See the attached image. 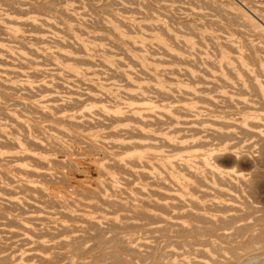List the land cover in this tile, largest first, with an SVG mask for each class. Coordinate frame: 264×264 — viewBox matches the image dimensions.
I'll return each instance as SVG.
<instances>
[{
  "label": "bare ground",
  "instance_id": "obj_1",
  "mask_svg": "<svg viewBox=\"0 0 264 264\" xmlns=\"http://www.w3.org/2000/svg\"><path fill=\"white\" fill-rule=\"evenodd\" d=\"M160 1L163 2V8L167 10L175 7L170 2H179L178 9L186 14V16L192 17L193 20H198L199 24H201V19H207L206 21L212 25L214 24L216 29H219L222 34L203 38L200 36L201 34L193 32L194 29L190 31V34L193 33L196 37L195 41H192L186 37L187 34L185 36L179 30L171 32L166 28L167 26L165 27L163 20L167 18L165 13L151 16L149 15L150 13L146 14L148 15V20L146 21L143 19L145 16L143 18L140 17L143 14L142 10L141 13L139 9H134V14H129L130 10L127 9V14H110L113 20L117 21L118 24L120 23L121 26L135 28L136 35L133 32V35L131 32L130 35V30L127 32L118 28H110L111 35L113 36V40H110L111 45L118 47V54L121 53L124 56V61H122L121 56L119 57V55L117 56L114 53H112L114 57L111 59L106 57V53L108 54L109 51L102 44L103 40L104 44L105 41H108L105 37L106 33H104V36H95L87 30L88 27L91 28L90 26H85V18L88 13L85 10L87 5L80 1H75L76 3L70 6V8L58 6L60 8L57 7L55 9L56 13L58 12L66 20H64L65 18L46 15V9L44 11L45 14L41 13L43 10L38 7L39 5L35 7L40 9V13L38 10V13H36L35 9V13L33 10H31L33 13L29 10L28 12L24 9V5L27 6V1L12 2L14 3L13 5L18 3L16 7L18 11L14 9L15 13H21L22 16L18 17V14L16 16L13 11V14H11L9 7L10 11L8 8L7 10L3 8L7 3L2 4L1 2L0 5H3V7L0 6V89L3 88L6 91H24L26 94L28 92L31 94L30 92L33 89L36 90L35 92L38 91V94L34 95V97L36 96L35 98L33 97L32 100H28L26 103L21 102L18 105H27L28 111L33 109L32 113L35 111L48 121L45 123V126H41L35 120V117L21 119L22 116H15L14 112L7 109L6 101L4 103L5 106H0V113L2 112V118H0V146L4 145L3 149H7V146L11 150H0V173H4L3 176H6L5 182L3 183V180V184H0V188H5V190L7 189L6 191L18 189V192L21 191L22 195H25L27 199L30 198L29 195L31 193H37L40 201L47 202L45 204L48 210L53 208L51 206V208L48 207L50 203L58 204L56 206L61 204L65 206L69 201L66 200V203L61 199L53 197V193L49 190L48 185L46 186V182L44 185L41 181V184L37 181L39 177L43 178V181H46L44 179L46 177H49L51 181V177H53V180L58 178L56 176L58 172L55 173L56 175L54 172L53 174L49 172L50 168H48V164L52 160L46 156L48 153L45 155L39 152V150H46L48 146L49 148L52 147V153L55 152L53 149L57 148L56 156L60 155L59 152L62 154L61 150L65 151L66 146L60 140V137H68L70 133L68 126L72 128L75 126L78 129L79 127L77 128V126L80 125L81 127L84 124H89L88 126L90 127L92 125L90 123L92 122L96 123L97 126H105L104 121H109L107 124H113V122L114 124L115 122H122V124H110L111 126L106 124L105 127L108 126L107 130L86 131L87 133L82 136L75 134L76 137L84 139L85 143L93 148V151H96L95 154H98L99 150H101L103 153L101 151L100 153L104 154V157L101 156V158H107L110 165L119 171L115 170L118 173L115 172L116 175L119 176H115L113 172L108 171L102 174L105 164L103 166L101 164V169L99 170L98 168L97 170H99V173L102 170L101 175L102 177L104 174L106 175L105 180L102 186L99 183L97 191H90V194L93 192L94 196L96 195V200H88L90 197L87 195L89 194L86 195L88 192L84 189L85 197H88H86V200L84 199L85 201L70 199V206H75V208L73 207L76 212L75 214H72L70 210L62 211L59 212L60 216L63 215L60 218L57 209L61 208H56L53 204L51 205L55 207L57 212L38 210L33 204V201L37 197L35 198L32 195L30 196L34 199L33 201L30 200L32 198L29 201L23 200L24 197L16 196L21 195L16 194V192L15 195L9 192L12 196H9L7 192L8 197L0 199V204L3 203V207L5 203H9L15 207L22 200L27 203L26 206L28 205V208H35V213L37 210L40 212L38 215H29L28 218L36 221V224L34 223L35 225H33L32 223L29 226L28 223H31L32 220H26V225H22V227L27 228V230L24 228L26 233L21 232L20 237L17 235L20 232L16 230L15 232L11 231V234L18 232L16 235L19 237V243H21L19 248L23 246H26V248L19 249L16 247L18 249H13L7 247L10 249H8L9 252L3 253L4 250L7 251V248L4 247L6 249L0 252V261H7L9 264H34V262H39L37 264H56V262L54 263L51 260V254L47 251L51 250L53 243L51 244L50 242L52 237L59 234L57 230H63V234L64 232L67 234L72 233L71 238L73 240H70L74 242L76 239L78 241V238L82 239L80 237L82 234L78 236V234H73L74 232L81 230V233H83L82 231L86 228L94 232V229L99 228L102 223L115 227L120 219L122 225L128 227L129 225H134L137 227L138 225L133 222V219L135 216H137L135 220L142 216L145 219L149 217V221L153 220L152 224L150 223L151 221H148L149 223L143 224L144 226L141 225L144 232L152 233L168 228L170 232L174 229L176 230L175 232L179 230L181 233H197L201 229L212 231L211 228H214L210 224L208 227L205 224L200 226L201 224L197 223L198 220L213 224L215 221L220 222L224 218L228 219V217L234 216L233 213L225 215L222 210L232 212V210L234 211L242 203L239 201L240 194L236 193V191H238L239 185L246 183V175L233 167L223 166L219 158L222 155H229L234 161L238 157H246L252 153L261 155L264 152V0ZM12 3H9L11 5L8 4V6H12ZM44 3L43 5L47 4ZM92 4H88V6L91 8ZM46 6L50 5L47 4ZM31 8L33 9V6ZM94 8L96 9L97 7ZM89 11L94 10L91 9ZM48 13L50 14V11ZM102 20L104 23L109 24L107 19ZM151 20L155 23L153 24ZM154 26L160 31L158 32L160 34L154 32ZM199 27L202 26L199 25ZM184 28V30L188 29ZM213 31L215 32V30ZM193 34H191L192 39L195 38ZM208 44L213 50L212 53L210 52L211 54L207 53L209 50L207 52L205 50ZM164 63H174L176 65L164 67L162 66ZM199 64H202V66ZM95 65L99 68L93 67ZM104 71H110L112 74H115L124 84L106 82V78L100 77ZM158 75H162L163 80L157 79L156 76ZM107 78L110 79L109 77ZM183 79L189 80L193 84L184 83ZM76 84H79L78 86L81 87V91L75 88ZM10 93L13 96V93ZM209 93L212 94L210 95ZM23 94L21 96H24ZM32 94H27L26 97H31ZM0 104L2 105L3 103ZM68 105H72V107L69 106L71 109L67 107ZM41 117L42 121L43 118ZM7 118L12 123L16 122L17 125L19 124L18 126L23 128L22 131H27L29 128L30 131L33 129L35 133L27 132L24 136L25 138L23 137V142L26 143L25 145H35L37 151H35L34 147L32 149L30 146L27 148L21 141L23 139L17 137L18 134H13L17 129H14L15 131L11 129L10 134L4 131L3 126L5 123L2 122V119L5 120ZM94 124L91 126L92 129L97 127L96 125L94 127ZM7 125L6 127L10 126ZM17 125L15 126L17 127ZM105 127L104 129H106ZM26 128L27 130H25ZM45 128L49 131V133H46L47 135L43 133ZM21 134L24 135V132ZM73 139L76 138L74 137ZM76 140L77 142L79 141L78 138ZM80 142L82 143L81 140ZM70 148L72 149V147ZM104 148L107 149L105 150ZM87 150L88 152L91 151H89V148ZM71 153L74 155V149ZM65 154L64 156H66ZM75 154L77 157L76 150ZM79 155L83 156L82 154ZM58 162L63 165L67 161L62 163L60 160ZM53 164L57 166L55 165L56 163ZM68 165L73 166V164ZM107 165L109 166V164L104 166L106 169ZM52 167L53 165H51V170L53 171ZM110 168L109 170L111 171ZM9 174L12 177L11 181L7 179L10 178L8 177ZM60 174L59 179L62 177ZM123 174L129 178L131 177L130 182H132V178L139 179V181L133 187L128 186L129 188H124L119 185L120 180H125L123 181L124 184H126L125 182H130L129 180L126 181L127 178ZM31 177L37 178L32 179ZM0 179L4 178L1 177ZM63 180L61 181L60 179L58 181L64 182ZM120 184L123 185V183ZM132 184H126V187ZM27 194L29 195L26 196ZM79 194L84 196V193ZM119 194H122L123 197ZM77 197L82 196L77 195ZM39 199L37 198L36 200L39 202ZM23 202L22 205L24 206L25 203L23 204ZM38 202L35 201V203ZM48 202L50 203L48 204ZM31 205H33V208ZM46 205L43 207L45 208ZM1 206L0 211H4L6 206L2 210ZM63 206L59 207H62L64 210ZM107 206L109 209L111 208V211L112 209L115 210L114 215L117 213V209L118 211H122V214L119 213V220L117 216H114L108 210ZM9 208L7 206V209ZM28 208L22 211H26L27 213ZM238 208L236 209L237 211ZM7 209L6 212L8 211ZM17 210L10 211L14 213ZM218 210L222 211V213ZM29 211L28 213L31 212ZM0 213L3 216L5 212ZM7 214H10V212L8 211ZM21 214H19V217ZM2 216L0 217L2 218ZM4 216L7 220L6 215ZM13 216L15 218V215H12V218ZM64 216L67 217H65L67 220H63ZM21 217H23V214ZM187 217H192L191 219L194 222L197 221V224L189 222ZM12 218H9L7 221L10 222ZM14 218L11 220L12 222ZM26 218L24 220L22 218V220L25 222ZM3 219L0 222L5 220ZM37 220H40V223L45 221L41 223L43 224L42 227L40 226L41 224L38 227L37 223L39 224V222ZM68 220L73 222L77 220L83 225L80 223L76 225L75 223L78 222L72 223L71 221L66 223ZM17 221L19 220L17 219ZM46 221L54 222L55 225L53 223V226L48 224L47 227L49 228H44L46 227L44 226ZM5 224L8 226H6L7 229L12 226L7 222ZM5 224H1L2 227ZM19 224L21 226V223ZM19 224L17 222V227L23 231V228ZM13 226L16 227L15 225ZM102 228L104 229V227ZM7 229L3 230V232L8 231ZM87 229L84 232L89 235L90 231L87 232ZM42 230L43 234L44 231H46L45 234L48 232V236L44 235V237L49 238L53 236L49 240L43 239L42 233H40ZM33 231H35L34 233L38 232L40 235L38 233L30 234ZM49 233L55 234L50 235ZM223 234L225 235L226 233ZM6 235H8L7 232ZM12 236L15 238V234ZM219 236L222 237V234ZM8 237L11 236L9 235ZM3 238L6 241L8 239L12 240V238L7 239L5 236ZM129 240L131 241V238ZM13 241L10 242L13 243ZM10 242H8V245L12 246L16 241L12 245ZM73 242L71 245L75 243ZM3 243L2 245L5 246V243ZM59 243H62L61 247H64L65 243L63 240ZM17 244L16 242L15 246L19 245ZM109 244L111 243L109 242ZM56 245L60 246L57 243ZM140 245L148 247L146 243ZM35 249L42 252L35 253ZM17 250L20 253H16ZM25 251L30 253L25 256L23 255ZM199 252L203 251L199 249ZM203 256L206 257V255ZM236 257L238 256H234V258ZM224 259V261H220L222 263L228 262L226 257ZM211 261L198 259L192 264H222L221 262Z\"/></svg>",
  "mask_w": 264,
  "mask_h": 264
},
{
  "label": "rangeland",
  "instance_id": "obj_2",
  "mask_svg": "<svg viewBox=\"0 0 264 264\" xmlns=\"http://www.w3.org/2000/svg\"><path fill=\"white\" fill-rule=\"evenodd\" d=\"M5 1H7V2H5ZM16 1H18V2H20V1H24V2H26L27 1V6L26 5H24V9L25 10H29V11H31V10H33L34 11V9H35V11H36V13H38V11L40 10V9H42L43 11H41V13H43V14H45L46 13V15H49V16H56V17H60V18H65V17H61V15L58 13V15H57V13H56V10L55 9H57V7L58 6H61V7H63V8H70V6H73L76 2L75 1H80L81 3H84V4H86L87 6H88V4L89 5H91L92 3V7L90 8L89 6L87 7L86 6V9L85 10H87L88 11V13H87V16H86V18H85V26H90L91 28H89L88 27V31L90 32V34H93V35H95V36H104V33H106V38H107V40L108 41H105V44H104V40L102 41V44L104 45V48H106V50H108L109 51V53L107 54L106 53V57L107 58H109V59H111L112 57H114V54H116L117 56L119 55V57L122 59V61H124L123 59V57L124 56H122L121 55V53L120 54H118L119 52V50H118V47L115 45V46H113V45H111L112 43L110 42V40H113V36L111 35L112 33H111V31H110V28H118V29H121V30H123V31H127L128 32V30H130L129 31V34H130V32H131V34L133 35V33H134V35H136V33H135V28H133V27H131V26H129L128 28H126V27H123V26H121L120 25V23L118 24V22L117 21H115V20H113V18L110 16V14H117V15H120L121 13L122 14H127V9L128 10H130L129 11V14H134L133 13V10L134 9H139L140 11L142 10L143 11V14H141L140 15V17H144L143 19L144 20H148V15H146V14H149L150 16L151 15H156V14H159V13H165L166 15H167V18L166 19H163L164 20V25H165V27L166 28H168L169 29V31H171V32H174V31H178L179 30V32H181V33H184L185 34V36H186V34H187V36L186 37H188V39H191L192 41H195V39H196V37H195V35L193 34V33H191V34H193L194 35V39H192V35L190 34V31H192V30H194L193 32H196L197 34H201L200 36L201 37H205L206 38V36L207 37H209V36H213V35H221L222 33H221V31L218 29H216V26L214 25V27H213V25L211 24V23H208V21H206L207 19H204L205 20V22H204V20L203 19H201L200 20V22H201V24H199L198 22V20H193V18L192 17H188V16H186V14H184L180 9H178V6L180 5V3L179 2H170V4H173L175 7H173V8H171V9H164L163 8V2L162 1H160V0H135V1H133V0H126V1H128V2H126L125 0H88V1H84V0H75V1H70V0H63V2H62V0H34V1H32V0H4L3 2H2V0H0V4H1V2H2V4H5V3H7V5H5L4 7H3V5H0L1 7H3V8H5L6 10H7V8L9 7L10 8V10H11V14H16V16H17V14H18V17H21L22 15H21V13H20V15H19V13H15V11H18V9H16V7L18 6V3H16L15 5H13L14 3H12V2H16ZM39 1H40V3H39ZM91 1V2H90ZM116 1V2H115ZM133 1V2H132ZM137 1V2H136ZM36 2V3H35ZM45 2V3H44ZM87 2V3H86ZM130 2H132V3H130ZM136 2V3H135ZM140 2H142V3H140ZM9 3H12V6H8V4ZM30 3H31V5L33 6V9L31 8L32 6L30 5ZM41 3H42V6H41ZM43 3L44 4H48V5H50V6H46V5H43ZM63 3V4H62ZM66 3V4H65ZM106 3H107V5H106ZM119 4V5H117V4ZM148 5H147V4ZM34 4V5H33ZM37 4V5H36ZM59 4V5H58ZM65 4V5H64ZM68 4V5H67ZM140 4H144V5H140ZM9 5H11V4H9ZM28 5H30V6H28ZM39 5V6H38ZM137 5V6H136ZM161 5H162V7H161ZM35 6H38L40 9H37ZM45 6V7H44ZM53 8H52V7ZM153 6V7H152ZM12 7V8H11ZM14 7V8H13ZM48 7H50V9H48ZM55 7V8H54ZM94 7H97L96 9L94 8ZM99 7V8H98ZM147 7V8H146ZM150 7V8H149ZM9 8H8V10H9ZM54 9V10H52V9ZM58 8H60V7H58ZM89 10H94V11H89ZM121 8V9H120ZM126 8V9H125ZM130 8V9H129ZM132 8V9H131ZM174 8H176V9H174ZM13 9V10H12ZM14 9H16L15 11H14ZM45 9H46V11H45ZM148 9V10H147ZM154 9H156V10H154ZM173 9V10H172ZM9 10V11H10ZM38 10V11H37ZM100 10V11H99ZM122 10V11H121ZM123 10H124V13H123ZM12 11H13V13H12ZM28 11V12H29ZM33 11H31V13H33ZM35 11H34V13H35ZM44 11H45V13H44ZM48 11H50V14L48 13ZM86 11V12H87ZM131 11H132V13H131ZM142 11H141V13H142ZM147 11H148V13H147ZM153 11H154V13H153ZM157 11H158V13H157ZM174 11H176V13H174ZM112 12V13H111ZM39 13H40V11H39ZM53 13V14H52ZM56 13V14H55ZM91 13V14H90ZM106 13V14H105ZM170 13V14H169ZM182 13V14H181ZM109 14V15H108ZM91 17H90V16ZM143 15V16H142ZM180 15V16H179ZM15 16V15H14ZM169 16H171L170 18H169ZM179 16V17H178ZM93 17V18H92ZM100 17H102V18H100ZM100 18V19H99ZM187 18V19H186ZM189 18V19H188ZM190 18H192V19H190ZM102 19H107L108 20V23L109 24H106V23H104V21L102 20ZM64 20H66V18L64 19ZM101 22H100V21ZM186 20H188V21H186ZM112 21V22H111ZM115 21V22H114ZM150 21V20H149ZM185 21V22H184ZM189 21H191L190 23H189ZM194 21H195V23H194ZM151 22L154 24L155 22L154 21H152L151 20ZM184 22V23H183ZM101 23V24H100ZM166 23V24H165ZM167 23H168V25H167ZM206 23V24H205ZM91 24V25H90ZM112 24V25H111ZM170 24V25H169ZM185 24H186V26H185ZM205 24V25H204ZM212 26H211V25ZM184 25V27H186V29L187 30H184L185 28L184 27H182ZM194 25H195V27H194ZM200 25V26H202V27H199L198 28V26ZM207 25V26H206ZM116 26V27H115ZM105 27V28H104ZM108 27H109V29H108ZM155 27V26H154ZM153 27V28H154ZM194 27V28H193ZM208 27V28H207ZM104 28V29H103ZM125 28V29H124ZM190 28V29H189ZM99 29V30H98ZM108 29V30H107ZM155 29V31L154 32H156V33H158V32H160L156 27L154 28ZM177 29V30H176ZM197 30V31H196ZM211 30V31H210ZM213 30H215V32L213 31ZM103 31V32H102ZM110 31V33H108ZM189 32V34L191 35V37H189L190 35L188 34V32ZM133 32V33H132ZM102 33V34H101ZM220 33V34H219ZM130 34V35H131ZM158 34H160V33H158ZM210 34V35H209ZM110 44V45H109ZM114 47V48H113ZM211 46L208 44V45H206V47H205V50H206V52L209 50V52H207L208 54L211 52L212 53V47L210 48ZM112 53H114V54H112ZM210 53V54H211ZM112 54V55H111ZM109 56V57H108ZM174 65H176V64H174V63H164V64H162V66H164V67H171V66H174ZM200 66H202V64H199ZM115 66V65H114ZM93 67H95V68H99V67H96V65L95 66H93ZM133 70H134V68H133ZM108 73V74H107ZM111 74V75H110ZM109 75V76H108ZM114 75V76H113ZM203 75V74H202ZM100 77H103V78H106L107 79V81L106 82H115V83H118V84H124V82L122 81V80H119L120 78H118V76H115V74H112L110 71L108 72V71H104V73H102L101 74V76ZM107 77H109L110 79H108ZM114 77V78H113ZM157 77V79H159V80H163V77H162V75H158V76H156ZM116 78V79H115ZM121 83H120V82ZM183 81H184V83H188L189 85H192L193 83L192 82H190L189 80H185V79H183ZM79 84H76V87L75 88H78V90H82L81 89V87H79L78 86ZM80 88V89H79ZM5 91V92H4ZM15 91V90H14ZM13 90H11V91H9V90H4L3 88L2 89H0V103H3L2 105L0 104V106H2L3 107V105H4V103H5V101H6V103L5 104H7L6 106H8V108L7 109H10L12 112H14V115L15 116H19V117H21V119L22 118H27V117H35V120L36 121H38V123L41 125V126H45L46 124L45 123H47V121L48 120H46L45 118H43V117H41L39 114H37L35 111H33V113H32V110H29L28 111V107H26L27 105H22V104H20V105H18L19 103H26L28 100H32L33 99V97H34V95L36 94H38V91L37 92H35L36 90H32L30 93L32 94L33 92V94H32V96L31 97H26L27 96V94L28 95H31V94H29V92L26 94V92H24V91H15L14 92ZM5 93L4 95H3V93ZM10 92H12L13 93V96L11 95V93ZM2 93V94H1ZM10 95V97H9V95ZM15 93V94H14ZM23 93H25V94H23ZM24 95V96H21V95ZM210 95L212 94V93H209ZM18 97H20V98H18ZM24 97V98H23ZM36 97V96H35ZM34 97V98H35ZM11 98V99H10ZM27 98V99H26ZM29 98V99H28ZM6 99V100H5ZM8 99V100H7ZM14 100H16V101H14ZM4 101V102H3ZM12 101H14V102H12ZM18 101H20V102H18ZM9 102V103H8ZM12 102V103H11ZM14 103V104H13ZM16 103V104H15ZM11 105V106H10ZM5 106V105H4ZM15 106V107H14ZM19 106V107H18ZM66 106V105H65ZM69 106H71L72 107V105H68L67 107L69 108V109H71ZM12 107V108H11ZM24 108V109H23ZM64 108H66V107H64ZM26 109V110H25ZM23 110V111H22ZM66 110H68L67 108H66ZM19 111V112H18ZM26 113H25V112ZM19 113V114H18ZM31 113V114H30ZM21 114V115H20ZM33 115V116H32ZM38 115V116H37ZM17 116V117H18ZM25 116V117H24ZM4 117V116H3ZM40 117L41 118H43L42 119V121H41V119H40ZM0 118H2V112L0 113ZM3 120V121H2ZM1 121L2 122H4L5 123V125L3 126V129H4V131H6V132H8L7 134H10L11 133V129L13 130V131H15L16 129V131L13 133V131H12V133L14 134V135H17V137H19L20 139L22 138L23 139V137L25 136V134L27 133V132H29L30 131V128H29V130H27V128L25 129V130H27V131H22V127H20V126H18L17 125V123L16 122H14V123H12V121L10 120L9 121V119L7 118V119H2ZM109 122V121H108ZM107 121H104V124H105V126H106V124L108 123ZM128 122V121H127ZM16 123V124H15ZM124 123V122H123ZM6 124H8V125H10V126H8V127H6ZM90 124H92L91 126H93V122L92 123H90ZM111 124V123H110ZM107 124L108 126H111V125H116V124H122V122H115V124H114V122H113V124ZM15 125H17V127H19V128H17ZM89 124H87V125H83V126H81L80 127V125L79 126H77V128L78 129H76V127L75 126H73V128L72 127H69L68 126V128L70 129V133H69V135H68V137H65V136H61L60 137V140L64 143V145L66 146V150L65 151H62L61 150V152H63L62 154L59 152V154L60 155H57L56 156V154L55 153H57V148L56 149H53V151L55 150V152L54 153H52V147L51 148H49L48 146H47V148H46V150H42V149H38L39 150V152H41V153H43V154H47L46 156L48 157V158H50V160H54L53 162L51 161V162H49V164H48V168H50V170H49V172H51L52 174H53V172H54V174L56 173V172H58L57 174L58 175H54L55 177H54V179H56V180H53V177H51V179H52V181H53V183H51L52 181L49 179V177H46V178H44V179H46V181L44 180H42L43 178H41V177H39V178H37V177H31L32 179H36L37 178V181H39V183H40V181L45 185V182H46V186L48 185V188H49V190L53 193L52 194V196L53 197H55V198H57V199H61V200H63V201H65L66 202V200L67 201H69L67 204H69V205H67L66 203V205L65 206H63V204H61V205H59V206H63L65 209L63 210V208L62 207H59V206H56V205H58V204H55V203H50V202H48V204H49V206L48 207H53L52 209H50V210H48V208H47V202H42V200L40 201V199H39V195L37 194V193H31L30 195H32L33 197H37L38 199H39V202H41V203H39L36 199H35V201L36 202H38V203H35V201H33L34 199L29 195V194H27L26 196H28L29 195V197L30 198H32V199H30V200H32L33 201V204H34V206H35V208L36 209H38V210H47V211H51V212H57V210H58V216L60 217V218H62V216H60L59 215V212H62V211H67V210H70L71 212H72V214H75L76 212H75V206L73 205V206H70L71 204H70V201L71 200H76V199H80V200H86V197L88 196V197H90V198H88V200H90V201H95L96 199H95V197H96V195L94 196V191H97L98 190V187L97 186H99V183H100V186H102V184H103V182H104V180H105V177H106V175L104 174L103 175V177H102V175H101V171L102 170H104L103 172H102V174L105 172V171H108V172H113V174L115 175V176H119V175H116V173L117 172H119L118 170H116V168L114 169V167H112L111 165H110V162H109V160L107 159V158H101V156H103L104 157V154L102 155V151L101 150H99V153L98 154H95L96 153V151H93V148H91L87 143H85V140L84 139H81L80 137H76L75 136V134H80V136H82L83 134H85V133H87V132H92V131H96V130H103V131H105V130H107V127H105V126H97V124L95 123L94 124V127H96L95 129H92V127L90 126H88ZM96 125V126H95ZM86 126H88V127H86ZM75 127V128H74ZM83 127H84V129H83ZM93 127V128H94ZM103 127V128H102ZM104 127L106 128V129H104ZM89 128V129H88ZM10 129V130H9ZM15 129V130H14ZM83 130V132H81L82 130ZM20 130H21V132H20ZM87 131V132H86ZM22 132H24V135H22L21 133ZM32 134L33 133H35L34 131H33V129H31V131H30ZM16 133V134H15ZM43 133L44 134H46V133H49V131L48 130H46V128L43 130ZM72 136H71V135ZM21 135H22V137H21ZM47 135V134H46ZM39 136H41L40 134H39ZM67 136V135H66ZM78 138V142H79V144H78V142H77V140L76 139H73V138ZM25 138V137H24ZM107 139H109V138H107ZM74 140V141H73ZM80 140L82 141V143L80 142ZM22 141V143L25 145L26 143L25 142H23L24 141V139L23 140H21ZM66 143V144H65ZM86 145H85V144ZM73 144V145H72ZM83 146H82V145ZM70 145V146H69ZM2 146V147H1ZM0 146V150L2 151V150H4V151H11L10 150V148H8L7 146H6V148L7 149H3L4 148V145H1ZM27 148L30 146V148L32 149L33 147L35 148V151H37V147L35 146V145H25ZM70 147H72V149L70 148ZM80 147V148H79ZM29 148V149H30ZM54 148V147H53ZM82 148V149H81ZM84 148V149H83ZM89 148V151L90 152H88V149ZM48 149V150H47ZM51 149V150H50ZM73 149H74V155L71 153L72 151H73ZM87 150V152H86V150ZM105 150L107 149V148H104ZM75 150H76V153L78 154L77 155V157L75 156L76 154H75ZM96 150V149H95ZM33 151H34V149H33ZM44 151V152H43ZM45 151H47L46 153H45ZM58 151H59V149H58ZM67 151V152H66ZM100 151L102 152V153H100ZM70 152V153H69ZM81 152V153H80ZM98 152V151H97ZM6 154H7V152H5ZM52 153V154H51ZM65 153H67V154H65ZM93 153V154H92ZM64 154L66 155V156H64ZM79 154H82L83 156H80ZM262 155V156H261ZM261 155H257V153H252L251 155H248V156H246V157H238L237 159H234V161L232 160V158L229 156V155H222L220 158H219V161L222 163V165L223 166H228V167H233V168H235V169H238V170H240V172H243V173H245V175H246V183H244V185H239V188H237V190L238 191H236V193H238V194H240V198H239V201H241L242 203H240L239 204V206L238 207H240V208H238V211L235 209L234 211H236V212H234L233 210H232V212L231 211H227V210H222V211H224V213L223 214H225V215H228V214H230V213H233L234 214V216L233 217H228V219H226V218H224V220H221L220 222L219 221H215V223H213V224H211V223H208V222H205L204 223V221L202 220H198V222L197 221H193V219H191L190 217L187 219V220H189V222H191V223H198L200 226H203V224H205V226L206 227H208V226H210L211 225V227H213L214 226V228H211L212 229V231L211 230H206V229H201V230H199V231H197V233L195 232H193V233H188V232H182L181 233V231L179 232V230H177V232H175L176 230H172L171 232L168 230V228L167 229H164V230H162V232H161V230H158V231H155V232H152V233H149V232H144L143 230V228L141 227V225L142 226H144L143 224H146V223H149L150 221L148 220L149 219V217H148V219L146 220L144 217L142 218V216H140L138 219H136L135 220V217L137 218V216H135L134 217V219H133V222H135L137 225V227H135L134 225H129V227L128 226H125V225H122V221H121V219L119 218V216H120V214H122V211H118V209L116 210V214L114 215L113 213L115 212V210L114 209H112V211L108 208V206H107V208H108V210H110V212H112V214L114 215V216H117L118 217V220L120 219V221L117 223V225L114 227V226H109V225H106V223H102L101 224V226L102 227H104V229L100 226L99 228H101V230H99V228H97V229H94V232H95V234H94V232H93V230H90V229H87V232H89L90 231V233H88L89 235H87L86 234V232H84V231H82L83 233H81V230L77 233V232H74L73 234H78V236H79V234H82L80 237L82 238V239H80V238H78V241H77V239H76V241L74 240V242L72 241L73 239L71 238V234L70 233H66V232H64V234H63V230L62 231H59V230H57V233L59 232V236L56 234L55 236H50L51 234H55V233H49L50 235V237L48 238V237H44V235L45 236H48L47 234H48V232L45 234V232L46 231H44V234H43V230H42V232H40V233H42V238L43 239H45V240H49L51 237H52V239H51V244H52V247L55 245V247L57 246L56 245V243L57 244H59L60 246L58 247H53V249H52V247H51V250L49 251H47L48 253H50L51 255H50V257L52 258L51 260H53V262L55 263L56 262V264H57V262H58V264H192L193 262H195V260H198V259H201V260H206V261H208V262H210L211 260L213 261V262H221L222 263V261H224L225 259V257L227 258V261L228 262H226V263H222V264H264V152L261 154ZM84 156H86V157H84ZM89 156V157H88ZM96 156V157H95ZM256 156V157H255ZM82 157H84V158H82ZM99 157V158H98ZM253 157V158H252ZM98 159V161H96ZM100 159H103V160H100ZM55 160H57V162H55ZM61 160V162L62 163H64V162H66V163H68V164H73V166H75V167H73L72 165H68V164H63V165H61V163L60 162H58V161H60ZM64 160H66V161H64ZM69 160V161H68ZM107 160H108V162H107ZM24 161H28V160H24ZM93 162L92 164H91V162ZM233 161V162H232ZM90 162V163H89ZM232 162V163H231ZM50 163H52V164H50ZM53 163H56L55 165H57V166H54V164ZM79 163V164H78ZM96 163V164H95ZM96 166H95V165ZM101 164H102V166L104 165V166H106V164H109V166L111 167H109L108 165H107V169H106V167H104L103 166V169L100 171V173H99V170L101 169L100 168V166H101ZM41 165V164H40ZM51 165H53V171L51 170ZM59 165V166H58ZM65 165V166H64ZM67 166V167H66ZM111 169V171L109 170V168ZM99 168V170H97ZM114 171H113V170ZM117 172H116V171ZM98 171V172H97ZM116 172V173H115ZM61 173V174H60ZM97 173H99V174H97ZM0 174H2L1 175V177H3L4 179H0V184H3L4 182H5V175L3 176V174L4 173H0ZM59 174L63 177H61L60 179H61V181H62V179H64L63 181L64 182H59L60 181V179H59ZM118 174V173H117ZM11 174H9V176L8 177H10V178H7V179H9V181H11L10 179L12 178L11 176H10ZM64 175V176H63ZM99 175V176H98ZM53 176V175H52ZM123 176L125 177V178H127V180L126 181H128L129 180V182H130V179H131V177L129 178L127 175V177L123 174ZM0 177V178H1ZM68 177V178H67ZM97 177H99V178H97ZM47 178H48V181H47ZM39 179H41V180H39ZM98 179V180H97ZM133 179H134V182H133ZM136 178H132V182H133V184H132V182H130V183H127V182H125L126 184H132V185H127V187H126V184H124V182L123 181H125V180H120V182H119V185L120 186H122V187H124V188H129V187H133L135 184H137V182L139 181V179H136ZM4 180V181H3ZM59 180V181H58ZM88 180V181H87ZM90 180V181H89ZM249 180V181H248ZM2 181H3V183H2ZM51 181V182H50ZM57 182V183H55V182ZM67 182V184H66V182ZM97 181V182H96ZM48 182V183H47ZM51 184H50V183ZM59 182V183H58ZM70 182H71V184H70ZM94 182H96V183H94ZM7 183V182H6ZM9 183H11V182H9ZM120 183H123V185L122 184H120ZM247 183H248V185H247ZM12 184V183H11ZM41 184V183H40ZM42 184V185H43ZM69 184V185H68ZM98 184V185H97ZM43 185V186H44ZM125 185V186H124ZM129 186V187H128ZM65 187V188H64ZM67 187V188H66ZM82 187V188H81ZM97 189H96V188ZM243 187V188H242ZM69 188V189H68ZM2 188H0V190H1ZM84 189H85V191L86 192H88V193H86V195L87 194H89V195H87L86 197H85V191H84ZM95 189V190H94ZM5 188H3L2 190H1V192H0V199L3 197V198H7L8 197V194H7V192L9 193H14L13 195H15V192H16V194H21V195H16V196H21V197H24V199L23 200H28L29 201V199H27V197H25V195H22V193H21V191H19L18 192V189H15L14 191H6V193H5ZM76 193H75V192ZM78 191H80V192H78ZM90 191H93V192H91V194H90ZM4 192V193H3ZM18 192V193H17ZM77 192H78V194H77ZM108 193H109V191H107ZM10 193H9V196H12V195H10ZM79 193H81V194H83L84 193V196L83 195H80ZM96 193V192H95ZM3 194V195H2ZM38 196H37V195ZM78 196H82V197H77V195ZM93 194V195H92ZM5 195H7V196H5ZM93 197H92V196ZM120 195V194H119ZM120 196H122L123 197V195L121 194ZM84 197V198H83ZM72 198V199H71ZM93 198V199H92ZM71 199V200H70ZM84 200V201H85ZM247 200V201H246ZM27 201V202H28ZM0 202H1V200H0ZM22 200H20L19 201V205H20V207H19V205H16L15 207H13L11 204H6L5 203V206H6V208H4L3 207V203H1L2 204V206H1V204H0V206L2 207L1 208V210L4 208V211L2 210V211H0V212H5L4 214H3V216L4 215H6V217H7V220H9V218H12V215H15V218H14V216H13V218H14V220H13V222H14V224H13V222L11 221L12 219H10V222H8L6 219H5V216H4V219H3V216L1 215V213H0V216H2V218L0 219V220H4V221H1L0 223L1 224H5V222H7V223H10L12 226L11 227H9V229H7V225L5 224L3 227H2V225L0 226V233L2 232V234H0V236H5L7 239L8 238H12V240H14L13 241V243L16 241L18 244V246H15V243L13 244V243H11L12 242V240H10V239H8V241H6L5 240V238H3V237H0V241L1 240H5L6 241V243H5V241H1V244H0V252H2L4 249H6L7 247H10V248H13V249H18L20 246H21V243H19V237H20V235L22 234V233H26V231L25 230H27V228L26 227H22V225H26V220H29V221H31L32 219H30V218H28L29 217V215L31 214V215H38V214H40V212L37 210V212L35 213V211H36V209L34 208V209H30V208H28L27 206H26V204L27 203H25V202H23V204L25 203V205L23 206L22 205ZM46 203V204H45ZM244 203V204H243ZM42 204V205H41ZM44 204V205H43ZM51 204H53V205H55V207L57 208H61V209H55V207L53 206V205H51ZM11 205V206H10ZM46 205V207L44 208L43 206H45ZM7 206H8V208H9V206H10V208L11 207H13V208H9V209H7ZM28 208V211L30 212V213H28V211H27V213H26V211H22V210H26L27 208ZM32 206V208H33V205H31ZM67 206V207H66ZM21 207H22V209H21ZM37 207H39V208H37ZM50 207V208H51ZM74 207V208H73ZM67 208V209H66ZM6 209L10 212V214H7L8 213V211L6 212ZM13 209V210H12ZM14 209H18L17 211H18V213L16 214V212L17 211H15L14 213H12L13 211H14ZM55 209V210H54ZM74 211H73V210ZM240 209V210H239ZM12 212H11V211ZM22 212H21V211ZM114 210V211H113ZM20 211V212H19ZM219 211V210H218ZM217 211V212H218ZM222 211H219L220 213H222ZM241 211V212H240ZM24 212V213H23ZM32 212H33V214H32ZM39 212V213H38ZM23 214V217H21L22 216V214ZM120 213V214H119ZM19 214H21L20 215V217H19ZM57 214V213H56ZM18 216V218H17V216ZM237 215V216H236ZM57 215H55V217L56 218H59ZM27 217V218H26ZM65 217L66 216H64V218H63V220H67V219H65ZM20 218H21V220H22V218H23V220H24V218H26L25 219V222L22 220H20ZM60 218H59V220H60ZM67 218V217H66ZM231 218V219H230ZM17 219L19 220V221H17ZM69 219V218H68ZM62 220V219H61ZM73 221H74V219H72ZM184 220H186V218H184ZM186 220V221H187ZM193 222H192V221ZM28 221V222H29ZM38 222L40 221V220H37ZM71 220H68L66 223H69ZM73 221H71L72 223H75V222H78V223H75L76 225H79V223H80V221H75V222H73ZM141 221V222H140ZM149 221V222H148ZM153 221V220H152ZM152 221L150 222L151 224H152ZM227 221V222H226ZM230 221V222H229ZM16 222V223H15ZM17 222H18V224L19 223H21V226H20V224H19V226L20 227H22L23 228V231H25V232H23L22 231V229H19V227H17ZM36 221H31V223L29 222L28 223V225L29 226H31V224L33 223V225H35L36 223H35ZM45 221H43V222H41V223H44ZM48 222V223H47ZM35 223V224H34ZM40 222H39V224L37 223V225H38V227H39V225L41 224ZM47 223V224H46ZM46 223L44 224V226H46V227H44V228H49V227H47L48 226V224L50 225V226H53V224H54V222H50V221H46ZM141 223V224H140ZM188 223V222H187ZM196 223V224H197ZM207 223V224H206ZM9 224V225H10ZM81 225H83L82 223H80ZM119 224V225H118ZM121 224V225H120ZM139 224H140V226H139ZM210 224V225H209ZM13 225H15L16 227H14ZM42 225L43 224H41L40 226L42 227ZM55 225V224H54ZM127 225V224H126ZM213 225V226H212ZM7 226V227H6ZM121 228H120V227ZM132 226H134V227H132ZM14 227V228H13ZM106 227V228H105ZM109 227V229L107 230V228ZM139 227V228H138ZM4 228V229H3ZM13 228V229H12ZM24 228H25V230H24ZM126 228H127V230H126ZM129 228H131V229H129ZM8 230V231H10V232H8V231H5V232H3V230ZM103 229V230H102ZM110 229H112V230H110ZM121 229V230H120ZM123 229V230H122ZM243 231H242V230ZM15 230L16 231H18V232H20L19 234H17V233H14L15 232ZM20 230V231H19ZM45 230V229H44ZM61 230V229H60ZM242 232H241V231ZM11 231H14L13 233L15 234V238H17L18 236L17 235H19V237L17 238V239H15V238H13V236L12 235H14L13 233L11 234ZM102 231V232H101ZM105 231V232H104ZM107 231V232H106ZM116 231V232H115ZM143 231V232H142ZM174 231V233H172ZM207 231V232H206ZM223 231V232H222ZM6 232L8 233V235H6ZM22 232V233H21ZM35 231H33V232H30V234H37L38 232H36V233H34ZM54 232H56V231H54ZM93 232V233H92ZM99 232V233H98ZM179 232V233H178ZM201 232V233H200ZM209 232H211V233H209ZM62 233V234H61ZM86 235H85V234ZM113 233V234H112ZM141 233V234H140ZM158 233V234H157ZM169 233V234H168ZM176 233H177V235H176ZM223 233H226L225 235L223 234ZM17 234V235H16ZM99 234V235H98ZM105 234H107V235H105ZM126 234H128V235H126ZM163 234H164V236H163ZM182 234V235H181ZM200 234V235H199ZM222 234V237L221 236H219V235H221ZM257 234V235H256ZM11 236V237H8V236ZM38 235H40L39 233H38ZM65 235V236H64ZM85 235V236H84ZM113 235V236H112ZM125 235V236H124ZM131 235V236H130ZM138 235V236H137ZM223 235H224V237H223ZM254 235H256V236H254ZM259 235V236H258ZM17 236V237H16ZM88 236H90V237H88ZM100 236H102V237H100ZM201 236V237H200ZM253 236V237H252ZM83 237H84V239H83ZM136 239V241H135V239ZM180 237V238H179ZM261 237V238H260ZM3 238V239H2ZM48 238V239H47ZM94 238V239H93ZM97 238V239H96ZM113 238V239H112ZM128 238V239H127ZM131 238V241L129 240ZM132 238H133V240H132ZM70 239H72V240H70ZM80 239V240H79ZM18 240V241H17ZM64 241V247H61V244L59 243V242H61V241ZM128 240H129V242H128ZM11 241V242H10ZM71 241V242H70ZM81 241V242H80ZM83 241V242H82ZM103 241H105V242H103ZM117 241V243H115ZM133 241V242H132ZM2 242H4L5 243V246L4 245H2ZM8 242H10V244L12 245V246H10V245H8L9 243ZM74 243L73 245H74V249H73V245H71V243ZM109 242L111 243V244H109ZM146 243V245H148V247H145V246H143L142 247V245H140V244H142V243ZM3 243V244H4ZM78 243V244H77ZM83 245H82V244ZM103 243V244H102ZM114 243V244H113ZM140 243V244H139ZM77 245V247H75L76 245ZM79 244H81V245H79ZM7 245V246H6ZM111 245V246H110ZM116 245V246H115ZM23 246V245H22ZM79 246H80V249H79ZM4 247H6V248H4ZM16 247H18V248H16ZM61 247V248H60ZM83 248V250H82V248ZM191 247V248H190ZM22 249H25L26 248V246H23V247H21ZM21 248H19V249H21ZM77 248V249H76ZM147 248V249H146ZM189 248V249H188ZM9 248H7L6 250L7 251H3V253L5 252V253H7V252H9V250H8ZM76 249V250H75ZM135 249V250H134ZM137 249V250H136ZM151 249V250H150ZM193 249V250H192ZM196 251H195V250ZM199 249L200 250H202L203 252H199ZM75 250V251H74ZM88 250V251H87ZM145 250V251H144ZM150 250V251H149ZM198 250V251H197ZM18 251V250H17ZM16 251V253H20L19 251L17 252ZM35 251V253H41L42 251L41 250H37L36 251V249L34 250ZM34 251H32V253H34ZM82 251V252H81ZM84 251V252H83ZM165 251H167V252H165ZM170 254H169V253ZM28 253H30V252H28V251H25V252H23V255H25L26 256V254H28ZM55 253H56V255H59V256H56L55 255ZM84 253V254H83ZM172 253V254H171ZM179 254V255H177V254ZM180 253H181V255H180ZM182 253H185V254H182ZM187 253V254H186ZM202 253V254H201ZM1 254V253H0ZM53 254V255H52ZM67 254V255H66ZM164 254V255H163ZM169 254V255H168ZM55 255V256H54ZM61 255V256H60ZM167 255V256H166ZM172 255V256H171ZM202 255V256H201ZM203 255H206V257L205 256H203ZM53 256V257H52ZM177 256V257H176ZM198 258H197V257ZM234 256H238V257H236V258H234ZM28 257H30L29 255H28ZM182 257V258H181ZM185 257V258H184ZM203 257V258H202ZM205 257V258H204ZM54 258V259H53ZM208 258H210L209 260H207ZM187 259V260H186ZM191 259V260H190ZM193 259V260H192ZM220 260H222V261H220ZM155 261V262H154ZM182 261V262H181ZM211 261V262H212ZM2 261H0V264H9V262H5V261H3L2 263H1ZM37 262V261H36ZM37 263H39V262H37ZM37 263H35L34 262V264H37Z\"/></svg>",
  "mask_w": 264,
  "mask_h": 264
}]
</instances>
